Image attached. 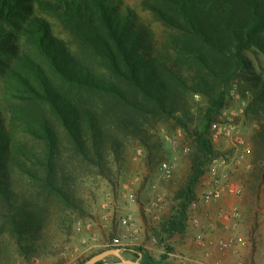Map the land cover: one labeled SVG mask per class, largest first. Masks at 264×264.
I'll return each mask as SVG.
<instances>
[{
    "label": "rangeland",
    "instance_id": "rangeland-1",
    "mask_svg": "<svg viewBox=\"0 0 264 264\" xmlns=\"http://www.w3.org/2000/svg\"><path fill=\"white\" fill-rule=\"evenodd\" d=\"M144 1L107 3L114 15H130L143 27L141 45L148 59L163 58L191 86L188 79L193 74L174 66L175 52L170 48L181 33L159 21L143 7ZM62 3L23 0L0 19V264H85L106 250H121L131 261H138L135 254L143 250L156 264H183L186 259L188 264H264V218L260 216L264 208V34L257 46L244 52L245 67L239 74L236 71L229 84L224 85L222 72L232 70L231 65L218 78L208 79L214 95L221 91L226 95L208 129L205 112L213 101L208 94L189 91L186 104L173 114L151 116L145 102L140 110H123L113 107L105 92L62 81L38 47L41 37L31 34L35 18L48 22L46 43L52 50L56 40L61 42L77 65L128 90L79 48L58 17ZM33 63L42 68L54 89L50 99L59 101L67 118L74 115L76 123H70L73 135L82 140L80 148L61 116L9 76L10 68L17 69L39 87L29 70ZM39 114L49 123L52 143L46 139ZM199 134L212 147L210 159L197 143ZM195 159L205 162L195 199L202 196L214 172L243 190L240 197L227 196L200 206L207 236L203 246L196 243L190 206L183 233L170 237L163 232L179 211L178 194L192 176ZM235 211L242 218L234 231L221 215ZM224 242L234 245L227 253L221 250ZM119 261L108 257L102 263Z\"/></svg>",
    "mask_w": 264,
    "mask_h": 264
},
{
    "label": "trees",
    "instance_id": "trees-1",
    "mask_svg": "<svg viewBox=\"0 0 264 264\" xmlns=\"http://www.w3.org/2000/svg\"><path fill=\"white\" fill-rule=\"evenodd\" d=\"M62 1L63 8L58 10V17L79 48L97 61L121 87L128 90L119 88L112 81L106 83L89 68L77 65L61 42L56 40L52 50L51 43H46V37L49 36L48 22L35 18L31 24V34L36 32L39 39L41 37L38 47L48 56L62 81L78 89L105 92L110 96L112 106L123 110H140L143 106L141 102H145L148 105L146 112L151 116L173 114L186 104L189 91L208 94L213 100L205 112L208 129L214 113L223 108L226 96L223 91L214 95L216 91L208 79L218 78L219 72L231 65L232 70L222 72L224 85L229 84L236 71L239 74L245 67L244 52L257 46V39L264 34V0H145L144 8L164 25L181 33V38L171 41L170 48L175 52L174 66L193 74L188 79L191 83L189 86L182 72H174L163 58L152 56L148 59V51L144 53L141 45L143 27H138L130 15H114L107 0ZM21 2L23 0H0V19L16 10ZM54 9L57 10L56 7ZM219 63L225 66L221 68ZM29 68L36 76L39 87L31 84L26 75L17 69L12 71L10 68L9 76L19 85L27 87L30 93L40 97L41 101L45 100L61 116L64 127L80 148L82 140L79 141L72 133L71 123H76L74 115L68 114L67 118L59 101L56 98L50 99L54 89L47 83L42 68L36 63ZM161 89L163 92H160ZM71 115L73 119H70ZM39 118L47 134L46 139L52 143L51 128L46 117L39 114ZM196 140L203 156L206 160L210 159L213 151L208 141L202 134L197 135ZM204 164L201 159L193 161L192 176L186 188L178 194L181 200L179 211L164 226L163 232L170 237L185 231L187 211L195 199ZM54 191L58 193L57 188ZM13 221H17L15 216ZM135 256L144 261L143 264H156L143 250Z\"/></svg>",
    "mask_w": 264,
    "mask_h": 264
},
{
    "label": "built area",
    "instance_id": "built-area-1",
    "mask_svg": "<svg viewBox=\"0 0 264 264\" xmlns=\"http://www.w3.org/2000/svg\"><path fill=\"white\" fill-rule=\"evenodd\" d=\"M233 115H236L234 112ZM223 119V117H222ZM163 170L165 173L169 176L171 175V170L168 166V164L163 165ZM243 195V190L237 186H235L233 183H231L229 180L226 179V176L223 174H217V172H214L212 174V177L210 178V183L208 184V187L204 191L201 197H197L194 201H192L190 208L194 211V216L191 217V224L197 229L195 238L197 245L203 246L206 243V233L203 230V223L202 218L199 216L198 211L200 209V206H209L213 203L219 202L223 200L225 197H240ZM260 216L264 218V208L260 210ZM242 218V215L239 211H235L232 214H222L221 219L224 222L232 223V230H237L238 228V220ZM126 222V220L124 221ZM246 244V243H244ZM232 242H224L221 246V250L224 253L229 252L233 248ZM187 260V259H186ZM183 261V264H188L190 260ZM192 264H211L209 261H193ZM212 264H226L222 261H218L216 263Z\"/></svg>",
    "mask_w": 264,
    "mask_h": 264
},
{
    "label": "water",
    "instance_id": "water-1",
    "mask_svg": "<svg viewBox=\"0 0 264 264\" xmlns=\"http://www.w3.org/2000/svg\"><path fill=\"white\" fill-rule=\"evenodd\" d=\"M108 257H116L120 261L112 264H141L140 259L138 261L127 260L122 256L121 250H106L91 257L85 264H99L104 262Z\"/></svg>",
    "mask_w": 264,
    "mask_h": 264
}]
</instances>
